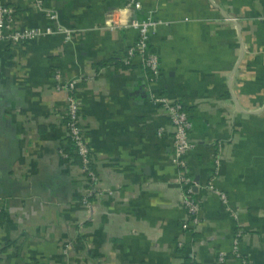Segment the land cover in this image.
<instances>
[{
	"label": "crops",
	"instance_id": "1",
	"mask_svg": "<svg viewBox=\"0 0 264 264\" xmlns=\"http://www.w3.org/2000/svg\"><path fill=\"white\" fill-rule=\"evenodd\" d=\"M130 1L44 0L56 22L33 0H0L18 27L72 30L0 41V264H264V0H140L133 16L161 21L151 83L141 56L123 63L137 30L108 26ZM74 78L93 192L58 87ZM153 95L190 113L192 232Z\"/></svg>",
	"mask_w": 264,
	"mask_h": 264
},
{
	"label": "built area",
	"instance_id": "2",
	"mask_svg": "<svg viewBox=\"0 0 264 264\" xmlns=\"http://www.w3.org/2000/svg\"><path fill=\"white\" fill-rule=\"evenodd\" d=\"M33 4L36 8L43 10L52 21L57 22V13L46 8L44 0H33ZM141 9L142 3L140 0H131L128 5L121 9V16H123L124 19L120 18V20H116L113 16H111L108 26L111 29L123 26L132 27L137 30L138 38L135 44L128 49L123 58V63L125 65H130L136 55L141 56L145 68L150 72L148 81L151 83L159 77L161 64L158 54L150 48V33L161 23V21L155 19L150 14L143 18H139L137 15L133 16L134 12H138ZM126 16H130V19H126ZM232 20H234V18H232ZM55 32L66 33L68 39H70L72 35L71 29L62 27L59 24H57L56 27L49 26L44 29L29 26L18 27L15 25V9L12 6L0 3V41H7L10 43L28 42ZM76 83L77 78H74L60 82L58 87L64 88L69 92L66 108L68 116V134L71 139L72 146L82 159L83 168L87 173L89 181L92 183L91 192H93L99 190V188L95 185L96 173L91 168V149L87 143L84 128L81 124V103L77 98ZM153 100L155 103L161 104L166 109L169 118L174 125L173 160L182 169L179 177L180 183L184 186L182 204L190 216L189 220L191 219V222L189 220H184L182 222V228L186 231L192 232L195 229V225L198 223L197 213L200 208V203L194 197L190 169L186 159V155L194 147V143L190 139V131L192 129L190 113L181 102H171L165 96L153 95ZM210 188L212 187L210 186ZM213 190L221 195L224 203H227L228 200L225 193L219 191L218 189ZM237 234H239V232ZM234 244V254L240 257L241 253L239 251L238 238H236ZM224 258V254L222 253L219 255L218 260L223 261ZM244 263L246 264L245 260Z\"/></svg>",
	"mask_w": 264,
	"mask_h": 264
},
{
	"label": "trees",
	"instance_id": "3",
	"mask_svg": "<svg viewBox=\"0 0 264 264\" xmlns=\"http://www.w3.org/2000/svg\"><path fill=\"white\" fill-rule=\"evenodd\" d=\"M73 148H74V147H73ZM80 158H81V157H80ZM81 160H82V159H81ZM91 168H92V166H91ZM1 211H2V210H1V208H0V213H1Z\"/></svg>",
	"mask_w": 264,
	"mask_h": 264
}]
</instances>
